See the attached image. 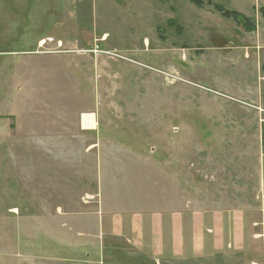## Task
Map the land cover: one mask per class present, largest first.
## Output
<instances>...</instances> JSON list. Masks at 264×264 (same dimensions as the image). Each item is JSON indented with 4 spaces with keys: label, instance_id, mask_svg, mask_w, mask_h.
<instances>
[{
    "label": "rangeland",
    "instance_id": "rangeland-1",
    "mask_svg": "<svg viewBox=\"0 0 264 264\" xmlns=\"http://www.w3.org/2000/svg\"><path fill=\"white\" fill-rule=\"evenodd\" d=\"M200 1L0 0V264H97L101 216L73 219L169 195L246 219L195 264H264V0ZM108 240L103 264H160Z\"/></svg>",
    "mask_w": 264,
    "mask_h": 264
},
{
    "label": "crops",
    "instance_id": "crops-1",
    "mask_svg": "<svg viewBox=\"0 0 264 264\" xmlns=\"http://www.w3.org/2000/svg\"><path fill=\"white\" fill-rule=\"evenodd\" d=\"M163 192L168 195L171 193L167 188ZM169 196L171 197L170 201L162 205L168 206L165 209H161L159 206L157 209H153L151 206L142 204L139 207L130 206L129 210H112L107 213L103 202L100 201L95 211L84 212L83 216H86L87 219L73 220L84 228L83 222L88 220L89 216L92 217L94 212L99 213L101 220H99L98 232L89 233L85 229L82 231L86 232L88 238H91L89 240H98L97 245L101 252V257L98 254L100 259L103 258L102 256L106 257V250L114 248L108 246V239L124 242V245L139 252L140 257L150 258L160 264H173L174 262L195 264L198 260L205 261L210 258L214 260L219 255L227 256L236 249L243 251L246 248L247 235L245 230L247 225L243 216L239 221L241 228L242 222L244 223L242 228L244 236L241 230L238 234L236 231L232 232V229L226 226V219L214 216L216 212L211 213L206 209L186 207L183 201L174 200L172 195ZM65 213L70 216H79L74 212ZM220 214L224 216L222 213ZM105 215L106 219L104 218ZM86 223L90 225L91 220ZM215 226H219L220 229H214ZM218 237L219 239H217ZM70 241L77 245L75 248L80 247V242L71 239ZM86 241L84 240V243ZM118 249L120 251L126 248L115 246V250L118 251ZM96 254L93 256L87 252L86 257L96 258L98 256ZM99 258L97 264H103L102 259L99 260ZM69 259H72V256Z\"/></svg>",
    "mask_w": 264,
    "mask_h": 264
},
{
    "label": "trees",
    "instance_id": "trees-1",
    "mask_svg": "<svg viewBox=\"0 0 264 264\" xmlns=\"http://www.w3.org/2000/svg\"><path fill=\"white\" fill-rule=\"evenodd\" d=\"M195 2L198 4L200 3L201 1L200 0H195ZM214 6H216V3L215 2H212L210 1ZM201 5V4H199ZM218 10H220V12L227 18H233L236 20L237 24L240 25V26H243L244 29L246 31H249V32H253L256 30V23L255 21L251 18V17H246V15H244L243 13L241 12H237V11H227V10H224L221 6H216ZM261 12L262 14L264 15V8H261Z\"/></svg>",
    "mask_w": 264,
    "mask_h": 264
},
{
    "label": "bare ground",
    "instance_id": "bare-ground-1",
    "mask_svg": "<svg viewBox=\"0 0 264 264\" xmlns=\"http://www.w3.org/2000/svg\"><path fill=\"white\" fill-rule=\"evenodd\" d=\"M82 125L84 128H93L96 126V117L93 113H83Z\"/></svg>",
    "mask_w": 264,
    "mask_h": 264
}]
</instances>
